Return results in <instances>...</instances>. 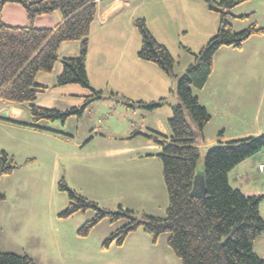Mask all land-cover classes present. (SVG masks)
I'll use <instances>...</instances> for the list:
<instances>
[{
  "label": "trees",
  "instance_id": "1",
  "mask_svg": "<svg viewBox=\"0 0 264 264\" xmlns=\"http://www.w3.org/2000/svg\"><path fill=\"white\" fill-rule=\"evenodd\" d=\"M202 1L219 13V27L215 36L197 54H192L194 62L181 74L176 73L175 60L155 40L145 21H134L141 40L138 57L155 63L174 82L171 93L176 102L170 105L171 116L167 119L169 136L154 134L159 139H154L160 146L156 156L161 163L167 193L165 216L137 217L132 210L122 207L117 211L100 208L69 188L63 178L58 182V189L66 192L68 205L59 215L66 218L89 208L95 211L94 217L78 229L79 236L88 235L105 218L112 223L124 220L125 223L104 240V249L112 244L121 245L129 233L142 227L154 242L159 235L167 234V245L181 264H264L254 250L255 240L264 231V220L259 211L264 197L245 195L231 187L228 181L232 169L264 149V135L233 139L208 149L202 168L205 195L195 199L190 194L197 172L198 146L205 142L203 130L211 119L193 90H201L207 83L213 71V57L221 47L240 48L251 36L264 34V28L255 23L236 31L227 19L231 9L248 0ZM9 3L22 7L29 25L11 26L2 22L1 9ZM54 11H59L62 16L54 28L33 25L37 16ZM96 14L95 0H0V101L26 104L30 121L1 120L40 129L43 121L64 123L69 117H81L88 106L104 98L101 91L91 87L85 68L89 33ZM66 42H79V53L75 57L59 59V47ZM57 61L61 62L62 70L56 78V86L78 85L87 90L81 97L80 106L58 110L36 104L38 94L47 89L37 83L36 77L39 73L52 72ZM117 97L130 104L118 94ZM164 104H167L166 100L137 105L155 109ZM18 167L12 156L0 152V179ZM4 199L5 195L0 191V201ZM0 264L34 262L27 255L0 251Z\"/></svg>",
  "mask_w": 264,
  "mask_h": 264
},
{
  "label": "rangeland",
  "instance_id": "2",
  "mask_svg": "<svg viewBox=\"0 0 264 264\" xmlns=\"http://www.w3.org/2000/svg\"><path fill=\"white\" fill-rule=\"evenodd\" d=\"M243 15L246 16L238 18ZM4 19L9 23L7 25L15 26L10 24L11 20L6 13ZM227 19L233 23L236 31H241L254 22L258 27L264 28V0L240 3L230 10ZM5 21L2 18V22ZM242 50L241 54L236 50L229 59L236 61L235 65H242L241 69L245 74L242 84H247V88H239L242 98L234 101L232 109L213 116L207 144L222 129L228 136L244 135L240 138L250 136L251 134H245L255 133L261 127L264 132V34L248 38ZM244 55L249 60L244 59ZM59 62L57 61L55 68H59ZM50 74L47 73V76ZM66 88L85 91L78 85L62 87ZM50 90L52 91L45 95H38V106L66 110L72 103L79 105L82 100L75 95L69 96L68 94L75 92L68 90L62 95L58 93L55 101L49 103V99L43 98L54 92V89ZM37 100L44 105L37 103ZM168 102L162 109L155 108L159 111L151 113L147 107L134 108L119 104L112 98H102L88 106L81 117H69L64 123L40 122V125L58 133L25 136V142L36 146L30 157L24 155V150L12 148V133L0 127V147H6L13 153L14 160L19 165L11 174L0 179L5 191V199L0 201V251L27 255L34 264H180L167 245V234L159 235L152 242L153 238L149 235L147 239L142 235L145 233L142 227H139L127 235L125 244L121 247L110 249L109 246L104 249L102 243L109 237L110 231L114 232L121 227L124 220L112 223L105 218L88 235L79 236L78 229L85 221L94 217L95 211L89 208L66 218L59 215L68 205L66 192L58 189V182L62 178L69 188L94 201L100 208L117 211L118 207H122L132 210L137 217L148 214L165 215L167 193L159 167L157 172L146 173L142 163L135 158H155L159 164L156 157L159 150L147 148L150 145L149 139L145 134L137 133L138 130L147 131L146 127H154L157 119L164 120L166 124L165 117L171 112L169 105L175 103L170 99ZM63 133L72 138L63 137ZM131 134L134 136L131 137ZM77 142L81 143L78 147ZM215 145L217 144L199 148L197 170H202L206 151ZM119 147L132 148L137 152L124 157L108 153ZM0 151H3L2 148ZM255 155L249 157V161L253 162ZM117 162L122 165H117ZM143 162H147V167L150 168L156 164L151 159H143ZM28 163L32 166H26ZM252 173L256 176L253 169ZM0 191L2 192L1 189ZM133 239L139 242L144 239L147 246H142Z\"/></svg>",
  "mask_w": 264,
  "mask_h": 264
},
{
  "label": "crops",
  "instance_id": "3",
  "mask_svg": "<svg viewBox=\"0 0 264 264\" xmlns=\"http://www.w3.org/2000/svg\"><path fill=\"white\" fill-rule=\"evenodd\" d=\"M95 2L97 14L91 25L85 58V68L91 87L101 91L104 98H112L117 100L119 104L134 108L138 106L137 104L139 102L149 104L152 102H159L160 100H166L168 102L169 99L172 103L176 102L175 97L171 93V90L174 88L173 80L155 63L142 60L138 57L141 40L134 26V21L136 19H143L145 21L149 32L155 40L163 45L175 60L176 73L181 74L194 62L192 54H197L202 46L217 33L220 22L219 14L210 9L202 0H95ZM4 13H6L11 20L10 24L12 25H29L24 10L21 6H17V4L9 3L2 7L1 18L5 21ZM61 20L62 16L60 12L54 11L51 14L37 16L33 21V25L37 28H54ZM243 45L240 48L221 47L213 57V71L207 83L201 90H193L199 103L205 107L211 116L209 123H207L203 130L205 143L199 145V148L201 146L224 143L244 136H228L224 134L225 132L222 129V131H218L216 137L210 139L208 144L206 143L209 138V125H211L213 121V116L222 114L225 110L232 109L234 107V101H238L242 98L239 88H242V86H246L247 88V84H242L245 79L244 71L241 69L242 65L239 63L235 65L236 61L229 59V56H234L236 50L240 51L239 53L241 54ZM78 53L79 42L63 43L58 50L59 59L75 57ZM243 58L249 60L246 55H244ZM59 63V68H55V65L52 70L53 72H50L51 74L49 76H47V73H39L36 77L37 83L47 87V89L42 92L43 95L52 91L50 89H54V92L49 96H45L43 99H49V103H53L58 93L62 95L68 90L75 92L68 94L69 96L75 95L81 98L87 93L86 89H84V92H79L76 88L62 89L64 86L55 85L56 78L62 70V64L61 62ZM54 69L56 70L54 71ZM245 82L247 81L245 80ZM117 94L125 98L130 104L127 105L123 103L117 97ZM38 95H40V93ZM37 103H39L38 100ZM81 103L82 100L79 105L72 103L74 105L71 104L70 108L75 107V105L80 106ZM168 103L170 104V102ZM164 105L156 109H162ZM45 106L55 107L49 105ZM140 106L141 105H139V107ZM156 109L148 110L154 113L155 111H159ZM167 113L166 111L165 114ZM168 115L165 117L166 124L164 120L157 119L154 123V127H146L147 131L138 130L137 134L149 136L150 145H148L147 148L160 151V146L154 142V139H159H157L154 134H161L165 137L169 136L167 119L170 116ZM0 118L11 119L23 123H29L30 121L26 104L15 105L1 101ZM218 121H220V119H218ZM0 127H4L12 133L10 137H12L14 143L17 141V144L13 143L12 148H18L20 151L24 150V155H28L29 157L33 154V150H35L36 146L25 142L27 141V137L25 136H34L36 133H58L42 125H40V129H34L29 126L13 124L1 119ZM249 134H251L250 136L264 135L263 128L261 127V129H258L255 133H247L245 135ZM61 135L66 138H70L71 136L64 133ZM133 136L131 134V137ZM80 145V142L76 143L77 147ZM0 148L7 154H12L10 156L14 158L13 153H10L6 147ZM133 150L134 149L128 147H119L108 151V153L114 154L113 156L115 157H124L130 153L137 152ZM250 158L244 160L229 172V184L245 195H260L264 197V172H260L258 169V165L264 163V149L259 151L257 156L255 155L253 162L249 161ZM143 159H151V162L156 163L154 164L155 167H147V162H143ZM135 160L142 163V167L145 168L146 173L157 172L159 167L160 176L162 177L161 163L159 162V164H157L155 158H142L139 156L135 158ZM126 163L127 162H125V165ZM117 165H122V163L117 162ZM26 166H32V164L28 163ZM252 169L256 176L253 175ZM244 186L245 189H243ZM0 189L3 193L5 192L1 187V183ZM259 211L264 220V199L260 203ZM148 215L162 217L161 215ZM112 232L113 231H110L109 234ZM142 235L147 239L150 237L147 233ZM106 236L107 235H105V237ZM125 241L126 240H124L121 245L112 244L109 248L121 247L125 244ZM133 241L142 246H147L144 243V239L142 242L136 239H133ZM254 250L257 255L264 260V231L255 240Z\"/></svg>",
  "mask_w": 264,
  "mask_h": 264
},
{
  "label": "water",
  "instance_id": "4",
  "mask_svg": "<svg viewBox=\"0 0 264 264\" xmlns=\"http://www.w3.org/2000/svg\"><path fill=\"white\" fill-rule=\"evenodd\" d=\"M190 194L195 199L202 198L205 195V185L202 170H197L194 176L193 188Z\"/></svg>",
  "mask_w": 264,
  "mask_h": 264
},
{
  "label": "built area",
  "instance_id": "5",
  "mask_svg": "<svg viewBox=\"0 0 264 264\" xmlns=\"http://www.w3.org/2000/svg\"><path fill=\"white\" fill-rule=\"evenodd\" d=\"M258 169L260 172H264V163L259 164Z\"/></svg>",
  "mask_w": 264,
  "mask_h": 264
}]
</instances>
